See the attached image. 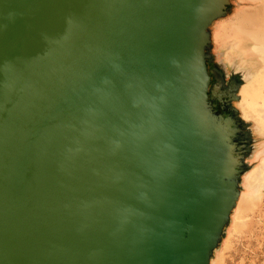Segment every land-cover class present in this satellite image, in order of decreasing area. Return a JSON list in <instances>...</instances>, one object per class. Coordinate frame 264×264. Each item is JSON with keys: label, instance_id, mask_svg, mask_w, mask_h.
Masks as SVG:
<instances>
[{"label": "water", "instance_id": "water-1", "mask_svg": "<svg viewBox=\"0 0 264 264\" xmlns=\"http://www.w3.org/2000/svg\"><path fill=\"white\" fill-rule=\"evenodd\" d=\"M228 0H0V264H210L243 163L205 49Z\"/></svg>", "mask_w": 264, "mask_h": 264}, {"label": "rangeland", "instance_id": "rangeland-1", "mask_svg": "<svg viewBox=\"0 0 264 264\" xmlns=\"http://www.w3.org/2000/svg\"><path fill=\"white\" fill-rule=\"evenodd\" d=\"M241 3H245L246 5H243L238 10L243 9L245 6L257 4L253 0H241ZM227 5L225 16L219 19L220 21H214L210 26V39L212 40L210 49L220 45L221 43L219 44V41H223L222 43L225 45L226 42L224 40L227 42L232 40L230 35L225 38H222L221 35V29L238 12L237 10L230 17H227L235 8L234 0H228ZM218 22L220 23L217 26ZM244 45L242 43V49H244ZM236 54L239 60H246L252 66L254 65V70L255 67L258 68V56H251L248 52L244 54L242 51ZM233 104L241 116L237 100ZM257 128L260 132V146L264 147V132L259 126ZM260 154L261 159L264 158L263 153ZM258 160L253 165L257 166L260 164ZM240 191L243 193L238 200L241 207L237 208V204L236 208L230 213L227 224L223 229V236L217 248L212 253L210 264H264V187L260 188V192L256 198L247 196L252 194L254 189L246 186L245 183L242 185V188L240 187Z\"/></svg>", "mask_w": 264, "mask_h": 264}, {"label": "bare ground", "instance_id": "bare-ground-1", "mask_svg": "<svg viewBox=\"0 0 264 264\" xmlns=\"http://www.w3.org/2000/svg\"><path fill=\"white\" fill-rule=\"evenodd\" d=\"M253 1H256L257 4L245 6L241 10L238 9L246 4H235V8L227 17H230L237 10L238 12L221 29V35L222 38L230 35L232 40L228 43L233 44L244 54L248 52L251 56L259 57L258 68L255 67L254 70V65L252 66L248 61L251 71L248 72L249 68H246L240 74H237V78L239 79L242 76L243 80L237 87L236 95L241 117L248 120L256 131L259 132L257 128L259 126L264 132V0ZM219 23H217V26ZM242 43L245 44L244 49H242ZM260 153H263L264 156V147H262ZM258 161H260V164L257 166L253 165L243 175L245 185L254 189L253 193L247 196L253 198H256L260 192V188L264 187V158L261 159L259 157ZM249 171L251 172L247 174ZM241 194L243 193L240 191L235 208L237 204V208L241 207L238 203ZM234 221L236 222V220Z\"/></svg>", "mask_w": 264, "mask_h": 264}, {"label": "flooded vegetation", "instance_id": "flooded-vegetation-1", "mask_svg": "<svg viewBox=\"0 0 264 264\" xmlns=\"http://www.w3.org/2000/svg\"><path fill=\"white\" fill-rule=\"evenodd\" d=\"M234 2L235 4L241 3V0H234ZM225 12L222 17L225 16ZM222 42L219 41L221 46L217 45L210 49L212 43L210 39L205 49L207 69L213 71V73H208L209 87L210 90L212 89V93H208V103L213 114L230 131V140L235 144V151L243 161L238 174L239 185L242 188L243 175L259 159L262 147L260 146L259 132L248 120L238 114L237 108L233 104L237 100V87L243 80L242 76L238 79L237 74L246 68H249L248 72L251 71L250 64L246 60H239L236 54L239 52L237 47L227 41H225V45Z\"/></svg>", "mask_w": 264, "mask_h": 264}]
</instances>
